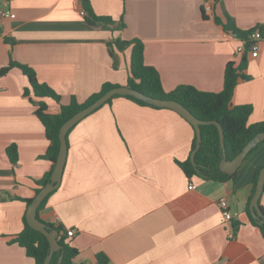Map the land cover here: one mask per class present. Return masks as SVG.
Listing matches in <instances>:
<instances>
[{
	"label": "crops",
	"instance_id": "0c3cea01",
	"mask_svg": "<svg viewBox=\"0 0 264 264\" xmlns=\"http://www.w3.org/2000/svg\"><path fill=\"white\" fill-rule=\"evenodd\" d=\"M91 3L113 22L88 24L81 0H0V8L15 13L0 15V68L11 59L32 67L61 95L60 102L34 97L47 102L49 113L58 114L72 96L85 101L106 82L126 85L131 46L121 51L113 43L137 38L167 92L182 84L221 91L227 64L245 57L248 78L237 84L232 104L252 105L250 124L264 121V0H216L209 15L202 0ZM228 16L243 30H262L257 57L225 30ZM28 85L18 67L0 76V264H36L14 242L27 204L13 196L34 197L53 166L43 156L50 142L37 105L24 94ZM194 134L174 109L112 98L69 131L61 184L38 217L64 228L66 241L79 250L77 264H101L100 253L107 264H264V236L248 213L264 140L234 177L189 178L178 161L189 158ZM12 144L17 163L7 154ZM224 196L231 221L219 206Z\"/></svg>",
	"mask_w": 264,
	"mask_h": 264
},
{
	"label": "trees",
	"instance_id": "16d2710c",
	"mask_svg": "<svg viewBox=\"0 0 264 264\" xmlns=\"http://www.w3.org/2000/svg\"><path fill=\"white\" fill-rule=\"evenodd\" d=\"M81 3L86 11V21L88 24L96 25L99 23L113 22L111 17L97 14L93 8L91 0H81ZM223 25L225 30L231 32L239 38H242L246 42L247 47H249V37L254 29L243 30L237 27L230 16H228V21ZM262 29L264 30V28ZM113 45L121 51L131 46L129 64L130 76L128 83L126 84L127 86L137 89L152 97L178 100L200 119L219 121L223 126L225 133V154L227 159L234 158L252 137H254L257 133L264 131V121L253 124L249 123V116L252 113V105L232 104L237 84L239 81L246 80L248 78V75L245 73L247 65L245 57L238 65L234 61H230L227 64L225 69L224 88L221 91L201 90L193 85L182 84L167 92L163 88L159 71L155 67L145 63V47L142 40L137 38L132 40L117 39L114 41ZM14 67H18L29 79V85L25 88L24 94L29 96L31 102L37 105L36 114L43 123L50 142L47 151L43 156L50 159L53 162V166L51 170L39 180V186L35 190V194H37L41 187L50 180L54 169L55 161L60 148L59 130L62 124L79 110L93 103L105 92L113 87L119 86L120 84L106 82L103 84L100 91L91 94L83 102H80L76 96H72L68 104L61 105V110L58 114H51L48 112L47 102L45 100L37 102L34 97H50L57 102H60L61 95L48 84L40 82L37 78L35 70L32 67L15 59H11L8 64L0 68V76L6 75ZM117 96L126 97L141 105L159 107L131 95ZM111 100L112 99H109L106 103L111 102ZM190 124L193 126L192 123ZM201 130L203 140L201 147L195 156L196 163L199 166V171L191 160V154L187 160L178 161V164L183 169L186 176L189 178H192L193 176H200L202 178L216 180H225L234 177L235 173L226 174L219 168V163L223 158V149L220 143L218 126L213 123L203 124L201 125ZM196 143L197 136L195 131L191 153L196 147ZM7 154L11 162H18L19 154L16 144H12L7 148ZM261 168L256 173L255 186L257 184ZM51 193L43 200L39 209L46 204ZM13 197L24 200L27 207L34 198H21L19 196ZM260 206L264 212V207L261 204ZM248 213L252 223L261 229L264 236V224L261 225L254 219L249 208ZM23 224V229L14 238V242H17L24 247L26 253L35 259L36 264H44V261L50 252V243L48 238L45 234L29 225L26 214L23 217ZM47 224L51 229H57L59 231L58 241L62 245L61 250L54 252L50 264H57L61 254L64 255L61 264H77L75 262V258L79 254V250L70 242L66 241L64 228L61 225H55L54 223ZM98 260L101 264L108 263V258L102 253L98 254Z\"/></svg>",
	"mask_w": 264,
	"mask_h": 264
},
{
	"label": "water",
	"instance_id": "95a60500",
	"mask_svg": "<svg viewBox=\"0 0 264 264\" xmlns=\"http://www.w3.org/2000/svg\"><path fill=\"white\" fill-rule=\"evenodd\" d=\"M117 95H131L155 106L168 107L174 109L175 111L183 115L190 123H192L196 131L197 143H196V147L193 149L191 153V160L193 164L197 167L198 171H199V166L196 163L195 156L202 144L203 137H202L201 125L203 124L213 123L218 126L220 133V143L223 149V158L219 163V168L222 172L226 174L236 173V171L238 170L239 166L242 164L243 160L248 155V153L253 148H255L260 142L264 140V131L257 133L247 142V144L243 147V149L234 158L227 159L225 154V133L223 126L219 121L200 119L189 108H187L183 103H181L178 100L152 97L127 85H119L111 88L110 90L105 92L102 96H100L97 100H95L93 103L79 110L77 113H75L73 116L68 118L62 124L59 130V139H60L59 153L55 161V166L52 171L50 180L41 187L40 191L34 196L33 200L27 207L26 218L29 225L34 229L45 234V236L48 238L50 243V252L46 257L44 264H50L54 252L61 250L62 245L58 241L59 231L57 229H51L46 222L42 221L38 217V209L41 203L43 202V200L52 191L57 189L61 184L62 175L68 155V138H67L68 133L79 121H81L87 115H89L97 108L105 104L109 99H112ZM263 191H264V166L260 170L255 192L250 202V212L254 217V219L261 225L264 224V212L260 206V198ZM63 256H64L63 254L60 255L57 264L62 263Z\"/></svg>",
	"mask_w": 264,
	"mask_h": 264
},
{
	"label": "built area",
	"instance_id": "2783aa9c",
	"mask_svg": "<svg viewBox=\"0 0 264 264\" xmlns=\"http://www.w3.org/2000/svg\"><path fill=\"white\" fill-rule=\"evenodd\" d=\"M216 0H202V9L206 15L212 14L214 11V5ZM84 13V12H83ZM0 15L2 17H15V13L9 8H0ZM262 30L259 27H256L254 31L250 34L249 37V49L251 51L252 56L257 57L259 54V44L258 41L262 38ZM0 88H2L0 86ZM196 185L193 183L190 184L189 188H195ZM219 206L225 221H231L233 219V213L230 208L229 199L224 196L219 199ZM67 234L69 236L74 235V230H68Z\"/></svg>",
	"mask_w": 264,
	"mask_h": 264
}]
</instances>
